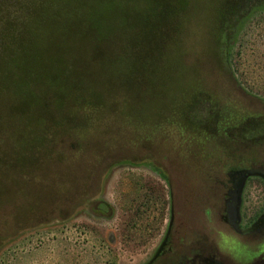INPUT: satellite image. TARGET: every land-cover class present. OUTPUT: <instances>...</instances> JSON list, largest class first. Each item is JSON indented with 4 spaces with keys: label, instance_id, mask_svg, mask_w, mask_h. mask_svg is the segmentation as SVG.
Returning <instances> with one entry per match:
<instances>
[{
    "label": "rangeland",
    "instance_id": "obj_1",
    "mask_svg": "<svg viewBox=\"0 0 264 264\" xmlns=\"http://www.w3.org/2000/svg\"><path fill=\"white\" fill-rule=\"evenodd\" d=\"M1 1L21 30L33 3ZM45 1L50 16L64 11L61 0ZM109 1L132 3L123 16L141 45L107 15L102 36L86 43L85 27L76 33L82 46L63 38L56 49L67 63L55 75L73 90L69 97L52 86L43 93L35 82L34 99L25 100L16 78L0 84V264H139L158 251L173 212L192 239L216 243L233 260L264 252V225L251 241L232 236L225 245L219 236L228 233L221 215L242 225L264 210V150L234 147L238 135L264 130V74L256 71L264 64V6L257 7L264 0L249 2L239 20L227 16L225 24L237 27L248 19L237 38L234 23L220 24L221 31L213 14L208 26L198 16L203 27L182 38L177 16L159 29L154 14L146 25L137 22L146 0ZM89 2L79 1L77 19L90 16ZM0 16L8 17L5 10ZM211 39L226 52L238 39L246 81L260 89L242 90L216 68ZM250 168L255 174L243 178ZM237 185L236 197L228 195ZM100 202L107 215L94 210Z\"/></svg>",
    "mask_w": 264,
    "mask_h": 264
},
{
    "label": "trees",
    "instance_id": "obj_2",
    "mask_svg": "<svg viewBox=\"0 0 264 264\" xmlns=\"http://www.w3.org/2000/svg\"><path fill=\"white\" fill-rule=\"evenodd\" d=\"M79 1L81 2V0H61L59 2L63 4L64 11L69 13L71 12L73 17V19L68 18L63 20L62 15L65 13L64 11H62V13L61 11L58 12L56 15L57 17H53L50 16V8L45 3V0H30V2L33 3V14L30 16L28 22L20 25L21 30L18 29L16 24L10 19L11 15L7 12L8 9L5 7L6 5L2 6L5 3L2 1L0 2V14L3 10H5L6 15H8L7 19H4V16H0V84L9 83V80L12 77L16 78V80L20 83L19 92L25 100L28 99L27 96L29 95L33 98L32 96L36 90L35 88L32 89L30 84L35 82L42 83L43 93L49 92L51 90L50 87L52 86L53 93L59 92L60 95L64 94L69 97V95L73 93V90H71L59 76L57 77L55 75V71L61 66H65L67 63V60L58 55L59 52L56 49L59 48V43L60 45H63V43H61L63 38L70 39L67 43L69 45L82 46L81 44H83V39L77 37L76 33H79V31L85 27L87 30V33L84 36L86 43L89 41V38L94 35L99 37L102 36L104 28L106 27L105 23L107 22V15H109L112 20H115V23L113 24H116V27H119L120 25L122 27L127 26L129 37L131 36L130 41L132 45H135L136 42L141 45L139 38L136 36L134 38L133 36L135 33L133 32L135 25L129 23V17L124 18L123 16L126 14L125 11H130V6L132 5L131 2L109 1L106 3L104 0H90L89 5L90 8H92V13L88 18H86V20H81L76 18L81 5ZM155 1H157V9L154 8V2L151 4H149L148 0H146V4H144L143 1L141 2L144 5L141 4V14L138 17L136 16L137 22L142 25H146L151 19V15L154 14L153 18L158 21L157 29H159L164 26L162 20L165 19V17H170V20L174 21L177 16L180 26L175 24L176 30L179 28L182 31L183 38V32H185V30H199V27H203L200 20H198V16L206 17L205 23L207 25V18L210 14H213L214 17L218 19L219 29L225 32L223 27L221 28L220 24L226 23L225 21L228 18L227 16L234 15L235 20H239L241 15H244L245 12L247 13L248 6H250L249 2H252L253 0H217L219 2H215L216 0H206V4L204 6L200 1L199 4L203 6V11H207L206 13H203V11L199 9L201 6H199L197 0ZM213 2H215V8L212 5ZM261 6H264V1H261L257 7ZM247 20L248 19H246V21L243 20L242 23L236 27V38L239 37L241 31L247 27ZM169 24V30L171 29L173 32V24H171L170 21ZM205 28L208 27H204V29ZM209 29L211 35L214 34L212 31L213 29L211 30V26H209ZM45 31L46 34H44ZM107 31H109V29H107ZM158 42L159 41L157 40L156 44H158ZM210 43L215 46V58L217 56L219 59V61L216 59L218 62L216 67L217 69H221L225 75L237 78V85L240 86L242 90L253 91V88H258L255 87L254 82L248 83V81H246L249 71L247 73L241 68L242 48L238 39L237 41H230L229 44L232 46L229 48V52H226V46L223 49L221 45L215 44V41L212 39ZM180 50H184L182 45H178L173 52L175 57L173 64L174 67H176L175 72L177 73V76L174 75L176 79L180 78L182 75L179 74L178 69L181 66L176 65L179 62V57L181 55ZM1 65L6 67L5 71H2L3 69L1 68ZM11 67L17 68V75L12 71H7ZM256 71L264 74V64L256 67ZM3 72H5L6 77L3 76ZM174 82H176V80ZM56 84H58L57 90L55 89ZM260 90H264V84ZM152 108L153 106L151 105L149 109L154 110ZM100 208L103 209L104 207L100 205Z\"/></svg>",
    "mask_w": 264,
    "mask_h": 264
},
{
    "label": "flooded vegetation",
    "instance_id": "obj_3",
    "mask_svg": "<svg viewBox=\"0 0 264 264\" xmlns=\"http://www.w3.org/2000/svg\"><path fill=\"white\" fill-rule=\"evenodd\" d=\"M232 23V22H230ZM228 23V24H230ZM236 30V21L233 22ZM232 23V24H233ZM263 132V133H262ZM258 137H248L238 135V139L242 141L241 145L235 144V146L243 147L242 151L250 150H264V130ZM243 172V178H249L255 174L253 169H245ZM239 185H237L234 193H228L230 196H235L238 193ZM102 205L104 208H100ZM102 209V210H101ZM94 210L103 215H107L109 207L105 203H98L95 205ZM226 212L228 209L225 210ZM177 214L173 212L171 219L168 223L167 229L164 235L161 237L158 251H155L151 256H144L139 264H264V252L254 254L250 259L245 262H239L233 260L228 256H224L219 252L218 245L203 239H192L186 227L182 223L177 222ZM222 222L225 223L228 233L220 232L219 236L223 239L224 244L228 245L227 240L235 238H242L245 241H251L258 236L259 231L263 227L264 223V210L256 217H253L245 224H237L234 218H225L221 215ZM233 236V237H232ZM228 246L230 250L238 252V247L233 241H230Z\"/></svg>",
    "mask_w": 264,
    "mask_h": 264
}]
</instances>
